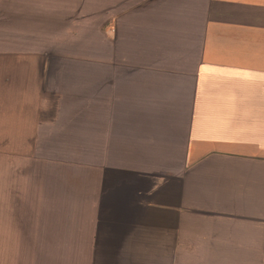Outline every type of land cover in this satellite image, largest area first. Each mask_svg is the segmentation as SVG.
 <instances>
[{
    "label": "crops",
    "instance_id": "0c3cea01",
    "mask_svg": "<svg viewBox=\"0 0 264 264\" xmlns=\"http://www.w3.org/2000/svg\"><path fill=\"white\" fill-rule=\"evenodd\" d=\"M94 14L0 0V264H264V0H102L100 39ZM79 40L81 182L53 152L77 104L46 136Z\"/></svg>",
    "mask_w": 264,
    "mask_h": 264
},
{
    "label": "rangeland",
    "instance_id": "374dc122",
    "mask_svg": "<svg viewBox=\"0 0 264 264\" xmlns=\"http://www.w3.org/2000/svg\"><path fill=\"white\" fill-rule=\"evenodd\" d=\"M101 2L102 0H94V30H95V39H100L101 34V24H102V14H101ZM77 54V62H72L71 69L69 68V64H62L63 70H76L78 72L79 78L76 80V92H69L62 95V105L59 110L47 112V131L46 136L50 138V133L53 130L49 128V126H60L62 122L65 121L63 118L67 113L66 108L70 104H77L78 106V122L76 132H74L73 128L60 130V136L56 137V148L53 152H55L56 156H59L61 159V167L64 170L69 166L71 162L72 168L73 164L76 160L77 168H78V181H84L85 178V126H84V103H85V70H86V61H85V45L83 41L79 40V45L76 49ZM67 65V66H66ZM52 80H47V84H49ZM73 81V80H72ZM51 114V115H50ZM62 116V117H61ZM52 118V120L50 119ZM58 129V128H57ZM52 138V136H51ZM49 140L47 139V153L48 150L51 152V148H49ZM75 153L76 157L75 158ZM48 155V154H47Z\"/></svg>",
    "mask_w": 264,
    "mask_h": 264
}]
</instances>
